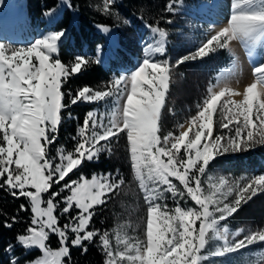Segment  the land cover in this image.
<instances>
[{"label":"snow or ice","instance_id":"obj_1","mask_svg":"<svg viewBox=\"0 0 264 264\" xmlns=\"http://www.w3.org/2000/svg\"><path fill=\"white\" fill-rule=\"evenodd\" d=\"M115 2L103 0L100 11L112 16ZM249 2L233 0L232 7L238 9ZM175 3L177 0H170L165 11L173 12ZM60 5L71 10L72 0H61ZM44 14L54 21L56 7L46 9ZM116 19L122 18L116 14ZM123 23L127 25L128 21ZM146 26L159 41L165 40L164 29ZM98 27L105 33L110 31L108 25ZM257 30H264V11L234 12L226 26L175 64L146 56L136 71L114 77L106 90L85 85L75 93L63 89L90 64L103 62L102 46H97L94 58L76 56L65 64L59 57V44L66 28L28 47H10L0 41V189L28 201L31 223L25 234L16 237V243L25 252L38 249L41 253L25 264H72V248L86 253L85 242L97 240L104 264H201L202 251L212 239L224 245L213 253L217 256L264 242V230L234 240L226 235V228L217 227L242 204L264 193V174L237 180L221 177L207 189L202 179L216 156L264 145V65L253 69L254 80L242 93L227 84L218 91L209 88L196 114L186 122L187 127L177 126L183 129L178 135L171 131L163 134L161 123L181 64L228 48L229 42L250 37ZM156 52L163 55V44ZM224 97L229 99L222 100ZM109 98L113 107L106 117L89 111L77 125L72 150L60 146L55 155H50L66 111L72 118V106L107 102ZM217 125L220 134L214 133ZM121 134H126L131 169L146 204V219L143 239L117 231L113 247L112 235L92 227V222L96 209L122 190L124 179L113 173L86 177L81 172L76 179L73 175L86 162H97L106 151L110 154L113 138L119 140ZM166 194L174 201L186 196L195 207L183 208L178 202L169 207ZM27 210L20 204L19 211ZM61 217L66 218L63 225ZM15 222L13 216L12 223L5 222L4 227L11 228ZM52 235L59 241L55 250L47 243ZM231 240L234 242L229 243ZM4 251L10 254V264H21L12 254V244Z\"/></svg>","mask_w":264,"mask_h":264},{"label":"trees","instance_id":"obj_2","mask_svg":"<svg viewBox=\"0 0 264 264\" xmlns=\"http://www.w3.org/2000/svg\"><path fill=\"white\" fill-rule=\"evenodd\" d=\"M199 1L200 0H177V3L173 5V12H166L165 5L169 3L170 0H116L113 6L114 14L112 16H107L100 11L103 0H72V9L69 10V8L65 7L60 18L51 25V30L56 32L61 28L67 29L65 36L59 44V57L65 64L72 62L76 56L94 58L97 53V46H102L103 49L105 45V38L100 32L98 25H108L110 28H113L117 24L114 20L116 14H119L123 20L129 22L131 25L130 29L135 35H138L139 32H146L149 30V27L146 26L149 24L164 29L168 40L167 47L173 49L175 46L172 53L175 54L176 58H182L187 53L191 52L188 51V49H186L187 52H182L184 48H187V46H183L181 42V36L187 31L183 19L185 20L189 17L191 8L197 6ZM22 3L24 4V11L30 22L42 24L45 10L55 7L57 5V0H23L20 2L15 1L13 5L17 9ZM169 20L172 22L168 23ZM119 42L120 46L115 54L123 63H129L130 60L128 59L125 49L128 48V52L134 53L132 41L126 43L120 34ZM219 54L223 55L224 52L219 51ZM185 66L200 74L198 80L193 81L189 75H184L186 69L183 67ZM222 66H224V64L216 60L215 56L210 53L203 59L198 58L197 60L181 64L182 68L179 66L177 72L183 73V76L186 78V85L189 83V85H193L195 89H198L200 86H204V82H210ZM112 79L111 72L104 70L101 64L92 63L82 74L74 76L70 84L64 87L63 91L67 92L71 89L73 93H75L77 89L85 85L97 90H106L108 83ZM206 86L207 85H205L204 88H206ZM176 87L177 85H174L175 94L178 92ZM182 87H185V85L182 84ZM94 108V103H78L69 109L72 113V118H68L67 111L64 113V121L59 127V138L57 143L51 146L50 155H55L56 148L60 146H63L66 150H72L74 146L72 137L76 135L77 125L82 124L87 112L93 111ZM168 109L169 106L167 103L161 121L163 134L171 131V129L166 126L167 121L170 120ZM179 123L180 121L174 120L173 129L176 128ZM207 167H220L227 178H234L235 180L243 176L252 177L261 175L264 173V145H257L249 151H242L232 156L217 157L211 161ZM81 172H83L86 177H91L93 173H113L117 178H123L125 184H133L134 190L138 191L130 165L126 134H121L119 140L113 138L111 153L109 154L107 151L102 153L97 162H86L77 170L76 174L73 175V179L78 178ZM176 183L178 184V182ZM166 195L168 196V194ZM254 199L258 200L255 201L256 203L254 202L255 204H252L253 207H248L247 204ZM254 199H251L243 205L238 212L243 213L244 220L249 221V224H253V218L258 217L259 226L262 228L264 225V193H259L257 198ZM122 200L126 202L119 203L111 200L108 201L106 205L98 207L93 218L92 227L99 229L101 232L105 230L110 231L116 223L115 216L121 211L122 205L120 204L126 205L127 202L132 200V196L128 195ZM178 203L183 208L195 207L194 202L189 198L179 200ZM20 204H24L28 210L19 211ZM252 208H255L259 216H253V212L251 211ZM236 213L227 218V220L222 221L220 225L230 227L231 229L244 226V221L236 223L238 220L236 219L238 217ZM13 216L16 217V222L12 224V227H4L5 222L12 223ZM30 223L31 211L28 206V201L23 197L15 199L5 190L0 189V264H10V254L4 251L8 244L13 245L12 254L19 257L21 264L26 259L36 254L32 253L31 255L20 258L23 254V250L16 243V237L25 234ZM50 239L52 240V248H57L56 237L50 236ZM212 243L216 246H222V244L215 239L212 240ZM85 244H87L88 247L86 253L78 248L71 249L72 264H104L105 256L99 246V241L97 240L96 243L92 244L85 242ZM260 248H262L260 242L254 243L237 251L226 253L223 256L214 255L203 260L202 264H262L257 255Z\"/></svg>","mask_w":264,"mask_h":264},{"label":"rangeland","instance_id":"obj_3","mask_svg":"<svg viewBox=\"0 0 264 264\" xmlns=\"http://www.w3.org/2000/svg\"><path fill=\"white\" fill-rule=\"evenodd\" d=\"M13 0H0V41H3L6 45L10 47H28L33 44V42H26L25 38H23L25 31L27 30L28 23L25 14H23L24 11V5L18 6V9H20L21 13L13 10V6L11 5V2ZM23 1V0H20ZM208 0H200L198 5L194 8H191L190 15L187 17V19H183V22L185 23L187 27V31L184 35L181 36V42L183 46H187V48H182V52L185 53L188 51H191L190 53H194L198 47L202 45L203 42H206L208 38H210L211 35L215 34L216 31L223 28L227 25L231 15L234 12L238 11H247V12H261L264 11V0H250L249 3L243 4L238 9H233L232 4L233 0H218L221 1V5L219 8H205L206 10H203L204 5L207 3ZM61 0H57L56 7V17L58 18L61 14L64 6L60 5ZM103 6V2H102ZM212 9V10H211ZM226 9L225 12V19L222 22V25L215 24V17L221 13V10ZM214 14V16H212ZM55 17V18H56ZM212 17V18H211ZM56 20V19H55ZM115 22L117 23L113 28H110V31L105 33L100 28V32L104 36L106 40V49L104 52V57L110 56L114 54L120 44L118 40V34H121L122 39L126 43H130L132 41V49L134 53H130L129 58H135V64L136 66H132L127 72H124L125 74L121 73V75H127L131 74L134 71L138 69V65L140 66L142 60L146 56H150L152 59L157 61H163L168 60L172 64H175L176 61H178L180 58H176L175 54L172 53L171 47L168 46V40L165 38L163 41H159L156 34L150 32V30L143 32H139L138 35H135L133 31H131L130 27L131 25L129 22L127 25L123 23V19L117 20L116 16L114 17ZM44 23H46V26L43 27L46 31L45 36L48 34H51L52 32L48 31L50 30V23H52V20L45 15L44 17ZM163 44L164 52L163 55H160L156 52V48ZM128 46V45H126ZM146 46L148 50L146 51ZM173 47V46H172ZM127 52L129 51L128 48L125 49ZM219 51H223L224 54H219ZM246 51L253 52L257 55V59L255 60V63L258 64L257 67L264 65V30H257L255 33H253L250 37L243 38L242 40L238 41H231L229 42L228 48L225 49H217L212 52V54L215 56V59L218 60L220 63L224 64V66L220 67L217 74L212 78L210 82H204V86H200L198 89H195L193 85H186V78L183 76V73H178L176 69V75H175V82L171 86V90L169 93V101L168 106L171 111H168V114L170 115V120L167 121L166 126L167 128L171 129V132H174L175 134H179L180 131L183 129H179L177 126L173 129V121L178 120L180 121L179 124H184L185 128L187 127V121L190 117L194 116L197 112V105L202 102V100L208 95V89L212 88L215 91H218L221 89V87L224 84H227V86L237 92H243L244 88L247 87L251 82L254 80L253 76V69L257 67H252V64H248V61L246 59ZM190 53H187L183 57H187ZM175 57V58H174ZM119 61H117L118 63ZM180 68L181 65H180ZM186 69L185 76L189 75L193 81L198 80V77H200V74L197 71H194L190 69L189 67H183ZM119 69H121L119 67ZM119 75L115 74L114 77H117ZM182 84L185 85V87H182ZM174 85H177V93L175 94ZM206 86V88H204ZM204 88V89H203ZM175 95V96H174ZM229 99V97H224L222 100ZM232 100H238L242 99L241 97H231ZM95 108L93 111H96L100 114H103L105 117L110 113L111 108L113 107V101L109 98L107 102H98L94 103ZM220 128L219 126H215L214 133L220 134ZM163 133V131H162ZM168 133V132H167ZM164 133V134H167ZM242 152V151H241ZM227 153L223 155L216 156L217 157H225L229 155H235L237 153ZM213 159V160H214ZM212 160V161H213ZM207 175L205 177H202L204 180V187L205 189L208 188L209 183L216 182L219 178L224 177L225 174L221 171L220 167L215 168H208L207 167ZM264 174V173H262ZM134 177V174H133ZM248 177V176H243ZM135 179V177H134ZM229 180H235L234 178H228ZM136 186L138 187V191H135L133 188V184L127 183L122 186V190L119 192V194L114 195L111 200L117 201L119 203L126 202L122 200L123 198L127 197L128 195L132 196V200L127 202L126 205L120 204L121 211L119 214L115 216L116 223L114 227L108 231L112 235V244L113 247L116 246V240H115V233L117 231L120 232L121 235L124 233H127L128 237H138L143 239L144 238V227H145V219H146V204L143 200V195L140 192L139 185L136 182ZM259 194V193H258ZM257 194V195H258ZM253 197L254 198H257ZM187 197L185 196L184 199H180L179 197L176 198V201H174L170 194L167 196V203L169 207H174L175 203L179 200H185ZM190 199V198H189ZM231 199V197L229 198ZM109 200V201H111ZM256 200L254 199L252 202H249L247 204L248 207H253L252 204H255ZM255 202V203H254ZM119 205V207H120ZM245 204H242V206ZM124 207V208H123ZM245 207V206H244ZM253 212V216H259V213L255 211V208H252L251 210ZM251 212V214H252ZM75 214V210L72 213ZM237 222L241 223L243 222L244 226L237 227L236 229H231L227 226H221L218 225V229L226 228L227 233L226 235H229L230 239L234 240H240L243 239L244 235L249 234L250 232H256L264 230V225L261 228L259 226V218H253V224H249V221H245L243 218L242 212H237ZM61 225L66 223V218L61 217L60 218ZM199 222H197L198 227ZM240 232L239 235L234 236L235 233ZM54 236V235H52ZM55 237V236H54ZM57 239V238H56ZM213 240V239H212ZM212 240L209 241V243L206 245V248L202 251V257H201V264L203 260H206L212 256H214V252L218 251L222 246H216L212 243ZM218 240L221 244L222 241ZM234 240L229 241V243H233ZM51 239L47 241L49 246L52 248ZM53 243V242H52ZM262 245V248L259 249L258 258L261 260L262 264H264V242H260ZM20 248H22L20 245H18ZM59 248V241L57 240V248ZM55 250L54 248H52ZM23 254L20 258L26 257L28 255H31L32 253H36L33 257L26 259L22 264H25L28 260H34L37 257L41 255L38 249H32L28 252H25V250L22 248ZM225 255V254H224ZM223 256V255H222ZM211 264V263H207Z\"/></svg>","mask_w":264,"mask_h":264},{"label":"bare ground","instance_id":"obj_4","mask_svg":"<svg viewBox=\"0 0 264 264\" xmlns=\"http://www.w3.org/2000/svg\"><path fill=\"white\" fill-rule=\"evenodd\" d=\"M221 1L218 0H208L207 3L204 5L203 10H206L205 8H219L221 5ZM212 10V9H211ZM225 12L226 9L221 10V13L218 14L215 19V24L222 25V22L225 19ZM214 16V14H212ZM246 59L248 61V64H252V67H257L258 64L255 63V60L257 59V55L253 52L246 51L245 53Z\"/></svg>","mask_w":264,"mask_h":264},{"label":"crops","instance_id":"obj_5","mask_svg":"<svg viewBox=\"0 0 264 264\" xmlns=\"http://www.w3.org/2000/svg\"><path fill=\"white\" fill-rule=\"evenodd\" d=\"M53 22V21H52Z\"/></svg>","mask_w":264,"mask_h":264}]
</instances>
